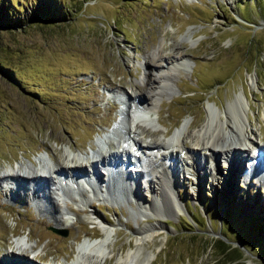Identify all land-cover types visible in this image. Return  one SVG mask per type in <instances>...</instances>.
<instances>
[{"label": "rangeland", "instance_id": "obj_1", "mask_svg": "<svg viewBox=\"0 0 264 264\" xmlns=\"http://www.w3.org/2000/svg\"><path fill=\"white\" fill-rule=\"evenodd\" d=\"M4 1L15 18L0 25V61L9 70H0L1 264H78L80 244L91 241L90 235L96 241L104 231L114 243V256L104 264H116L131 246L141 258L152 257L150 264H227L205 246L209 238L220 237L221 227L227 243L238 248L234 241H252L243 238L247 232L264 237V166L252 171L258 164L256 146L264 149V0ZM175 50L185 57L164 67L170 79L152 92V104L162 110L160 120L167 128L157 123L160 132L153 139L136 136L142 143L172 142L185 124L191 131L205 125L208 109L229 112L244 90L251 106L248 131L257 145L235 157L240 165L233 158L218 159L219 173L215 178L202 175L201 184L186 170L177 183L173 179L181 209L164 196L152 212L145 209L154 199L147 176L155 170L147 160L155 149L139 154L136 168L142 174L134 188L139 196L122 192L114 181L109 197L103 191L109 179L102 176L100 187L85 188L82 180L66 182L57 199L51 192L55 209L45 202L48 188L33 200L29 189L8 177L28 165L40 168V157L60 162L69 151L82 158L90 150L97 157L99 150L115 149L116 143L102 140L119 121V93L127 98L135 94L147 82L145 61ZM135 161L131 163L137 165ZM12 182L17 183L15 196L6 189ZM92 211L108 221L107 229L93 227ZM51 216L63 227H56ZM158 221L164 228L156 235L139 234L144 224ZM20 240L37 248L38 255L28 246L20 248ZM261 249L264 241L244 249V264H264Z\"/></svg>", "mask_w": 264, "mask_h": 264}, {"label": "bare ground", "instance_id": "obj_2", "mask_svg": "<svg viewBox=\"0 0 264 264\" xmlns=\"http://www.w3.org/2000/svg\"><path fill=\"white\" fill-rule=\"evenodd\" d=\"M184 57L185 55H183V52L175 50V52L170 55H164L162 52H159L156 57L153 58L152 62H148L149 60L145 61V66L147 67V74L145 75L147 80L146 84L143 86H137L136 92L134 91L135 94H129L128 98L124 96L125 101L122 100L121 102L122 104L124 103V107H127V110L122 114V120L125 122L131 121L133 123V129L113 127L112 133L114 136H117L120 141L118 142V139L108 140V144L116 143V147H120L118 152L116 148L110 150L106 149V154H103L104 151L102 152L99 150L96 152L97 157L90 160L89 155L81 158L77 155L71 154L69 151L63 156V160L60 162H57V160H50L49 163L39 164L40 168L38 169L28 165L21 172H12V175L8 174L10 176H7L10 179L16 180L19 184L18 187L20 186L21 188L23 187L29 189V191L32 192L33 200H36L35 198L41 195V192L48 188L49 193L48 197L45 196V202L55 209L57 208L56 204L58 203L53 200V196L51 194L52 189H55L54 193L57 197H59L64 195V184H66V182L70 184H80L83 180L88 188L89 186L91 188L100 187V183L102 180L104 181L102 176H106L109 179V183H106L105 185L106 189L103 190L107 195H109V197L111 192H109L108 187L110 184H116L113 183L114 181L117 182L116 188L120 187V189L123 190L122 192L131 190L132 193H137V196H139L140 193L138 190L136 192L134 188H138L139 186L138 176H141L142 169H138L140 171H133L130 169V164L133 162V159H136L137 165L134 164V166L139 167L142 161L139 158V154L147 151L148 149L151 151L155 149L157 153H153L152 151L151 155H148L147 160L148 163L151 160L153 163L152 166H154L153 169L155 170V173L151 177L147 176V183L153 193L154 199L153 205L148 208L145 207V209L152 212L153 209H156V205L162 203L164 196L174 202V209H181V204L179 205L177 195L173 189V179H175L174 182H178L181 174L187 170L192 171L193 174H191L197 176L200 181L199 183L201 184L202 175L215 178L219 173L216 168L218 159L225 158L230 160L233 158V160L240 165L241 160L239 157L237 159L235 157L246 153L248 145H257L252 136V132L250 133L248 131V110L251 109V106L246 94L243 92L244 90H242V94L238 96L235 103L230 104L229 112L224 113L226 111L225 110L223 114H218L216 109H208L205 125L196 131L190 130V124H185L181 131L175 133L173 136L175 138L171 140L172 142L158 141L156 139L150 141L149 143H142L140 141L136 135L141 134V136H151L152 134L156 135L160 132L156 128L157 123L167 128L164 122L160 120L162 110L157 111V105L155 107L152 104L153 97L155 96L152 92L157 90V87L160 88V85L165 80L168 78L170 79V74H163V69H165L164 67H167L170 64L174 66L178 65L177 63H181ZM153 71L159 72L161 76L156 77L153 74ZM157 95L161 96L159 93H157L156 96ZM126 101L129 102V106H126ZM214 105L216 108H219L218 110L220 111L221 107L216 103H214ZM114 107H117V103H115ZM128 109L129 112L133 114L132 116L128 113ZM150 112H152L153 115L149 120L141 118V114L148 115ZM155 114L157 117H154ZM131 133L136 136L135 142L132 144L126 140L127 138H124L125 136H128V139H130ZM175 140H177V143L174 142ZM256 147L258 152L255 159L258 164L254 165L255 163L253 162L252 171L254 172H257L259 166H264V149L261 146ZM130 150H134L137 154H133ZM203 151L205 152L204 155H199V153ZM83 160L86 162H83ZM170 161H173V166L169 165ZM86 165L90 166V171H85L79 167ZM124 166H126V170L123 171ZM146 166L148 165L146 164ZM251 175H253V173H251ZM7 176H4V178H7ZM16 184V182H12L6 186V189L10 190L13 196H15L18 192L14 189ZM165 188L166 193L164 191ZM81 191L82 190H80V192ZM138 203H140V201ZM56 212L58 213V209ZM66 213L68 212L64 211L61 214ZM88 213L89 219L92 222H96L100 229H107L106 225L108 224V221L106 224L105 218L95 211ZM51 217H53L52 219L54 220L56 227H63L64 223L63 225H59V218L54 216ZM163 228L162 222L160 221L156 224H152L150 222L149 224H144L143 227L140 228L139 234L146 235L150 233L148 238H151ZM108 232L104 231L103 237L101 236L96 241L95 238H93V235H90V238L92 237L91 241L82 242L80 244V250L77 254L78 264H104L108 258H113L114 243H112L113 241L111 240L113 239H111L112 237ZM145 240L146 239H144V241ZM18 245L20 248L28 246L31 251H34L33 245H29L25 240H20ZM137 249L133 250L131 246V250L126 254H122L116 264H150L152 257H147L146 259L141 258L139 255L140 251ZM18 258L20 260V257H17V259ZM26 260L28 261L29 258L24 259V261ZM13 262H11V264H14ZM19 262L21 264L22 261Z\"/></svg>", "mask_w": 264, "mask_h": 264}, {"label": "trees", "instance_id": "obj_3", "mask_svg": "<svg viewBox=\"0 0 264 264\" xmlns=\"http://www.w3.org/2000/svg\"><path fill=\"white\" fill-rule=\"evenodd\" d=\"M82 1H83V4H85L86 1L85 0H82ZM4 2H5L4 0H0V25L8 23L9 22V18L13 19V20L15 18V12L13 10H10L8 7H6V4H4ZM48 13L52 14L53 10L49 11ZM45 17H46V20H47V18H49L48 15L45 16ZM239 17L241 18L242 16H239ZM19 18L20 17L17 16V20H19ZM34 19H35V17L33 16V20ZM4 20H6V21H4ZM47 22H48V20H47ZM7 68L8 67L3 65L1 63V61H0V70L9 71ZM182 118H183V116L180 117V119H182ZM254 220L255 219L251 216L250 221H254ZM222 223H223V220H222ZM238 224L240 225L239 221H238ZM251 227H253V225ZM251 229H252V231L254 230L253 228H251ZM191 231L196 233L194 229L191 230ZM220 232H221L220 233L221 234L220 237L209 238V240L206 241L205 246H207L208 248L216 251L218 258L221 259V260H225V262L227 264H244V261H245V258L243 257L244 249H246L247 247L249 248V246L252 247L253 243L254 244L255 243L259 244V243H262V241H264V237L259 235L258 232H256V234H255V233H253L254 232L253 231L249 235H248V232H247L246 235L244 234L243 238L246 239V240H250V241L252 240V241L249 244H247V245H244L240 241H234V242H237V243H239L241 245V247L238 248V246H235L234 244H233L234 246H232L230 243H227V241H226L227 240V236H226L227 232H224V228L223 227H221V231ZM222 235H224L225 238ZM242 247H244V248L242 249ZM261 250H262L263 254L262 253H260V254H261V256L264 259V249H261Z\"/></svg>", "mask_w": 264, "mask_h": 264}]
</instances>
